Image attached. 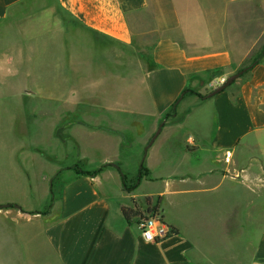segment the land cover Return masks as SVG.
Masks as SVG:
<instances>
[{"label":"crops","instance_id":"obj_1","mask_svg":"<svg viewBox=\"0 0 264 264\" xmlns=\"http://www.w3.org/2000/svg\"><path fill=\"white\" fill-rule=\"evenodd\" d=\"M247 1L0 0V182L23 192L0 200L19 207L0 209V263L264 264V51L206 94L249 57L237 42L245 15L233 13ZM90 37L151 54L135 80L132 59L120 70L118 59L81 63L73 46ZM66 80L72 92L49 93ZM173 107L130 192L114 166L124 136L76 120L93 110L160 120ZM76 165L103 168L69 179L49 210L51 183ZM148 200L177 231L159 243L122 211L136 202L146 214Z\"/></svg>","mask_w":264,"mask_h":264},{"label":"rangeland","instance_id":"obj_2","mask_svg":"<svg viewBox=\"0 0 264 264\" xmlns=\"http://www.w3.org/2000/svg\"><path fill=\"white\" fill-rule=\"evenodd\" d=\"M235 14L245 15V36L239 35L238 43L245 42L246 47L249 48L250 54L247 58L244 68H248L254 61L258 60L264 51V0H255V1H247L242 4H239L234 9ZM43 38L39 37L36 40L37 43L42 44L40 40ZM73 47L77 48L79 52L82 53L84 58L81 60V63L86 62L91 66H94V63H102L105 65L114 64L115 60L119 61V70L121 69L120 62H125L126 59L129 62L130 59L133 60V78L136 80L141 72V65L143 60H147L148 56L151 54V45L147 44H136L130 50H127L122 47H115L110 44L108 41L102 39H94L90 37V39H86L85 41H79ZM251 48V50H250ZM133 57V58H132ZM128 71V70H127ZM94 75V74H93ZM123 75V74H122ZM95 76V75H94ZM91 75L87 76V82L90 81H98L100 79L95 80L97 78ZM125 77V76H124ZM66 85H60L59 90L57 92L56 86H49V93H67L73 91L76 87L73 84L69 83V80H66ZM222 84L218 85H209L206 94H210L215 89L220 87ZM41 90H45V87H40ZM198 96V98H205L203 95L195 92H191ZM207 95V96H208ZM67 114V113H66ZM168 115H172V112L169 111L166 113L160 120H154L152 118H142L133 115L120 114V113H101L98 111H91L90 113L84 115V117H76V120H80L82 122H86L94 127H102L104 129H109L117 132L120 136H124L122 154L120 157V161L115 164L118 170H121L124 174V180L127 187H132L136 174L138 172L141 159L143 157L144 149L155 134L156 130L164 125L170 118ZM64 121H72L73 118L71 115H66L63 119ZM57 121V113L54 115L53 119L45 125H42L45 136L49 137L52 132V128L54 122ZM67 124V123H66ZM22 128V133L26 130ZM8 141H13V139H9ZM41 165V163H39ZM77 167L82 168L80 165H76ZM112 167V165L110 166ZM51 165H49L50 169ZM70 168V167H69ZM73 168V167H71ZM89 171H97L102 169L103 167H89ZM83 169H86L83 167ZM66 170V169H65ZM77 171L68 170L62 172L61 175L54 181L53 184V194H54V202L50 205L49 210H53L57 205L60 194L62 191L63 185L71 178H75L77 176ZM52 185V183H51ZM19 189L15 188L14 183L11 182H0V200L8 199V198H21L23 196ZM11 207V205H9ZM7 206H1L0 209L6 208ZM9 207V208H10ZM13 207V206H12ZM50 212V211H49ZM28 236H32L31 233ZM31 262V261H30ZM29 261H19L18 263L11 264H32ZM37 262V260H36ZM38 262L37 264H40ZM2 264V263H0Z\"/></svg>","mask_w":264,"mask_h":264},{"label":"built area","instance_id":"obj_3","mask_svg":"<svg viewBox=\"0 0 264 264\" xmlns=\"http://www.w3.org/2000/svg\"><path fill=\"white\" fill-rule=\"evenodd\" d=\"M223 80L219 84H223ZM150 212L144 214L143 218H139V230L142 237L151 243H159L175 234L174 229L165 222L159 209L156 210V205L152 204L148 207Z\"/></svg>","mask_w":264,"mask_h":264},{"label":"trees","instance_id":"obj_4","mask_svg":"<svg viewBox=\"0 0 264 264\" xmlns=\"http://www.w3.org/2000/svg\"><path fill=\"white\" fill-rule=\"evenodd\" d=\"M262 56H263V54H262ZM262 56L258 60L254 61L248 68L241 69L239 72L244 71V73H246V72L250 71V69L253 66H255L256 64H258V62L260 61V59L262 58ZM171 112H172V115L171 116L168 115V117L169 116L170 117H173L174 116V114L176 112L175 111V107H173L171 109ZM144 154H145V149H144L143 157H144ZM143 157L141 159V163H140V166H139V169H138V172L136 174L135 181H134L132 187H127L126 186L125 180H124V176H123V183H124L125 189L127 191H129V192L132 191V190H134V189H136V187L142 181V179L144 177L148 176V170L145 168L144 162L142 163ZM109 166H111V165H109ZM73 169L78 172L77 173V176H95L96 174H98L102 170V169H99L97 171H89L88 169H83V167L80 168V167H77V166H75L73 168H70L68 170H73ZM53 184H54V180H53L52 185H51L52 203L54 202V194H53V190H52L53 189ZM148 205L149 206L151 205V201L150 200H148ZM12 206L14 207L15 205H11V207ZM158 209H159L158 208V205H156V210H158ZM122 211H123V214H124V216H125V218L127 220H131L133 217H141V218L144 217V213H142V211L139 209L138 204L136 202L134 203V208L123 207ZM147 212H150V209H148ZM174 232L176 234L177 231L174 229Z\"/></svg>","mask_w":264,"mask_h":264},{"label":"water","instance_id":"obj_5","mask_svg":"<svg viewBox=\"0 0 264 264\" xmlns=\"http://www.w3.org/2000/svg\"><path fill=\"white\" fill-rule=\"evenodd\" d=\"M244 74V71H241L239 73H236L235 75L230 76L229 78H227L225 80V82L218 87L217 89H215L213 92H211L207 98H212L220 93H222L223 91H225L226 89H228L229 87H231L235 81ZM162 125L157 129L156 133L153 135V137L151 138V140L149 141V143L147 144V146L145 147V151H147L156 141V139L159 137L161 131H162ZM115 166V165H114ZM116 167V166H115ZM10 207V206H7ZM17 208H19L18 206H15Z\"/></svg>","mask_w":264,"mask_h":264}]
</instances>
